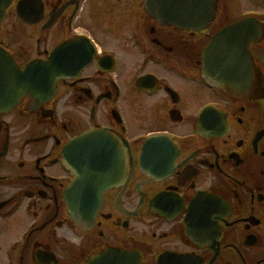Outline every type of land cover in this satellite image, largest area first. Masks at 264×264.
<instances>
[{
    "label": "flooded vegetation",
    "instance_id": "1",
    "mask_svg": "<svg viewBox=\"0 0 264 264\" xmlns=\"http://www.w3.org/2000/svg\"><path fill=\"white\" fill-rule=\"evenodd\" d=\"M16 1L6 22L16 19ZM39 1L40 25L49 22L40 35L51 41L40 58L76 36L94 48L86 46L89 61L59 80L41 109L24 99L0 114V264H85L108 248L135 251L141 264L162 256L184 264H264V34L250 43L240 74L223 73L222 89L200 74L210 37L245 19L264 25V0H216L215 19L202 31L163 25L148 0ZM9 26L3 24L0 46L14 57L20 40ZM205 106L211 108L200 116ZM78 108L81 114L72 111ZM97 127H107L124 151L122 166L108 164L100 180H123L105 190L94 224L77 229L64 190L78 173L62 166L60 151ZM150 134L170 137L153 146V174L150 165L143 172L137 166ZM198 195L209 199L197 202Z\"/></svg>",
    "mask_w": 264,
    "mask_h": 264
},
{
    "label": "water",
    "instance_id": "2",
    "mask_svg": "<svg viewBox=\"0 0 264 264\" xmlns=\"http://www.w3.org/2000/svg\"><path fill=\"white\" fill-rule=\"evenodd\" d=\"M150 3H156L154 7L155 16L165 25H175L182 29H197L201 30L205 27L207 22L211 21L214 17L215 0H149ZM153 3V4H154ZM159 4V5H158ZM3 10L0 9V18L2 17ZM39 19V13H36L32 18H28V22L36 21ZM247 22H241L239 24L224 28L217 32L210 40L209 44L203 49L202 58L203 61V77L208 80V76H212L216 81L210 82L215 86H223L222 74L228 73L236 66L233 65V59H240L243 55H246L242 50L229 51L234 48H241L240 43H246L248 38L245 37L242 40H238L236 34H247L248 30L242 29L246 26ZM71 47V46H69ZM63 51L58 50L53 57L52 61L48 63H32L25 71H19L17 67L12 63V60L4 53L0 52V112H5L11 107H14L23 96H30L36 98L39 101L43 95V91L49 93L51 91V85L53 86L54 80L63 74L57 73L62 71L53 70L54 67L59 66L61 61H55V58H59L60 55H65ZM234 55V57H232ZM228 67V68H227ZM45 95V94H44ZM43 98H46L43 97ZM95 134H88L82 136L79 139L73 141L68 147L67 152L73 153V149L76 150V155L70 156V160L78 158V156H97L99 150H96V143L93 140H89ZM104 144L111 143L115 145L107 134ZM112 138V136H110ZM89 142H93V145L87 146ZM87 143V144H85ZM84 145V146H83ZM119 146V144H118ZM115 152V153H114ZM120 153L117 149L110 150V154H116V157H112V168L115 169V165L118 162ZM114 158V159H113ZM72 167L74 165L71 162ZM78 170L80 168L74 165ZM117 169V167H116ZM72 186L69 191L66 192V202L70 212V216L73 222L77 226L92 225V220L98 209V203L100 201V194L103 191L104 184L100 180V176L91 182L88 190L85 188L88 184L81 181L78 177L72 181ZM115 180L112 182L114 183ZM106 185V184H105ZM112 185L108 184L107 186ZM87 191V192H86ZM138 258L131 253H124L118 250H106L100 255L93 256L86 264H139Z\"/></svg>",
    "mask_w": 264,
    "mask_h": 264
},
{
    "label": "rangeland",
    "instance_id": "3",
    "mask_svg": "<svg viewBox=\"0 0 264 264\" xmlns=\"http://www.w3.org/2000/svg\"><path fill=\"white\" fill-rule=\"evenodd\" d=\"M219 9H220V5L218 6V10ZM12 24H13L12 22H5V25H7L8 28L10 27L9 25H12ZM19 27L20 28L17 30V33L20 34V37H21V40H20V38H19V40H20V43L22 46V50L25 51L24 55L26 57H29V55H31L30 54L31 50H33V48L35 49V46H34L35 34L31 30L30 31L27 30V29H30L29 27H25L27 29H25L21 26H19ZM10 32H12V31H10ZM32 33H33V35L30 36V34H32ZM49 43H51V41H49V40L44 41V38H42L41 44H40L41 48H43L45 44L48 45ZM32 52H34V50ZM26 57H24V58H26ZM21 61H22V59H21ZM24 61H27V60H23V62ZM51 106L53 108H55V113L57 112V110H59V117H61V115L63 114V106L56 100H54V102L51 104ZM72 111L73 112L75 111L78 114L82 113V109H80V108L72 110ZM25 121H30V119H26ZM16 130H18V132L16 133V134H18V137L22 136L24 126L20 125L19 128Z\"/></svg>",
    "mask_w": 264,
    "mask_h": 264
}]
</instances>
